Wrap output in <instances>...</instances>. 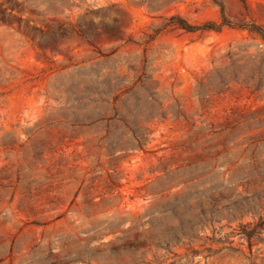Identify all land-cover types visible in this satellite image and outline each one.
<instances>
[{
    "label": "rangeland",
    "instance_id": "rangeland-1",
    "mask_svg": "<svg viewBox=\"0 0 264 264\" xmlns=\"http://www.w3.org/2000/svg\"><path fill=\"white\" fill-rule=\"evenodd\" d=\"M262 33L264 0H0V264H264Z\"/></svg>",
    "mask_w": 264,
    "mask_h": 264
},
{
    "label": "trees",
    "instance_id": "trees-1",
    "mask_svg": "<svg viewBox=\"0 0 264 264\" xmlns=\"http://www.w3.org/2000/svg\"><path fill=\"white\" fill-rule=\"evenodd\" d=\"M223 20H224L223 25H230L229 21L226 19L225 16H223ZM221 27L222 25L217 26L212 23L203 26H194L185 23V25L183 26V28H185L187 31L190 32H194L198 30H214V29L219 30ZM262 35L264 36V33H262ZM238 234L242 239H246L250 244V246H252L253 239L259 238L264 234V219L260 218V221L251 228L242 225V231L239 232ZM231 236H234V233L228 234L226 237L229 238ZM219 242H221V239L219 240ZM232 242L233 241H230V244Z\"/></svg>",
    "mask_w": 264,
    "mask_h": 264
}]
</instances>
